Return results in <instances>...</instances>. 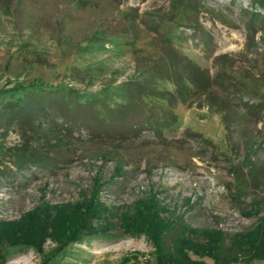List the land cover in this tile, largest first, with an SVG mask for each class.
I'll use <instances>...</instances> for the list:
<instances>
[{
	"label": "rangeland",
	"instance_id": "1",
	"mask_svg": "<svg viewBox=\"0 0 264 264\" xmlns=\"http://www.w3.org/2000/svg\"><path fill=\"white\" fill-rule=\"evenodd\" d=\"M76 1L0 0V264H264L247 239L264 223V20L248 15L264 9ZM151 56L190 95L155 77L170 103L115 119L112 94ZM22 149L44 163L15 168Z\"/></svg>",
	"mask_w": 264,
	"mask_h": 264
},
{
	"label": "trees",
	"instance_id": "2",
	"mask_svg": "<svg viewBox=\"0 0 264 264\" xmlns=\"http://www.w3.org/2000/svg\"><path fill=\"white\" fill-rule=\"evenodd\" d=\"M187 2H189V0H170V6L171 9H181ZM76 3L82 5L81 8H83L86 0H77ZM255 3L259 7L264 9V0H255ZM248 15L251 23L257 20H264V16L256 11L248 12ZM103 35L104 34L101 31H96L94 36L95 40L102 39L101 36ZM136 71L138 77H141V79L134 78L123 82L117 87L115 93L111 96L121 101L119 103L116 102L118 103V105H120L117 108L113 103L108 104V110L110 111V113L114 114L115 119H123L125 117V114L127 113L126 111L128 110L126 106L130 105L131 103H138L139 101H145L146 99H158L170 103L171 98L152 82L155 77L161 79L163 78L167 81L172 82L175 88V93L177 94L176 96L180 99V101H185L187 96L190 95V93H188L190 91V87H186L184 75L179 72V68L174 58H171L169 56H151L147 57L146 60L145 58H137ZM196 80H198V78L193 79L195 83L197 82ZM24 91L25 94L32 92V90L28 88L24 89ZM19 92L20 91H15L14 94ZM35 102L36 101L33 99L31 100L28 98H20V100L16 101V103H9V105L12 107L18 106L21 109H27L28 112L31 109L33 110L37 106ZM214 102L215 100H211L212 104H215ZM39 109L40 112H43L42 106ZM37 112H39V110H37ZM37 112L36 114H38ZM30 121H33V119H30ZM159 130L161 131V128ZM159 130L156 132L157 135H160L161 133ZM141 157L142 155L140 156V158ZM44 161V159L41 160L39 156L33 155L32 153L27 154L26 150L23 149L13 152V162L15 168L17 169L25 167L26 164H43ZM238 180L239 182H241V184H245V188L247 189L248 183L245 177H238ZM124 233H126V231H124ZM247 239H250V241H257L261 239L262 241L260 242L264 246V223H259L255 230L249 233ZM227 249L228 247H225L224 245L217 247L215 254L216 259H223Z\"/></svg>",
	"mask_w": 264,
	"mask_h": 264
}]
</instances>
